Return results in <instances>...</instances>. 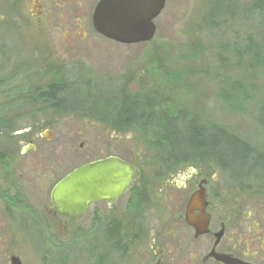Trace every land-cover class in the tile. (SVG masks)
<instances>
[{
	"label": "rangeland",
	"instance_id": "1",
	"mask_svg": "<svg viewBox=\"0 0 264 264\" xmlns=\"http://www.w3.org/2000/svg\"><path fill=\"white\" fill-rule=\"evenodd\" d=\"M260 2L264 4V0H170L160 22H156L154 40L127 48L99 37L92 22H51L53 26L46 30L38 29L33 22H0V105L28 97L32 89L44 84L64 82L62 76L68 74L65 77L70 90L63 96L80 104L64 109L67 116L61 118H57L59 111L50 109L48 115L53 118L47 122L59 123L60 128L68 131L76 153L81 150V144L87 151L93 146L106 147L114 138L115 152L126 155L130 147V157L144 169L145 178L152 179L161 170L156 163H164L168 158L166 150L159 148L143 129L135 128L132 119L143 114L148 100L159 102L158 97L166 93L177 105V117L190 114L206 126L228 131L251 149L248 158L253 161L236 163L234 173L232 166L227 174L214 162H208L212 165L208 169L219 184L229 185L236 196L238 190L241 193L240 188L247 195L256 194L264 189L259 187L256 168L250 166L257 161L259 152L264 153V9L252 15L248 13ZM44 108V104L16 106L2 116L26 111L41 115ZM86 113L91 119L81 116ZM148 115L147 128L155 131L160 127L158 136H176L178 146L192 145L195 155L212 152L211 147L206 148L212 132L198 138L194 132L184 133L174 122L166 123L164 113ZM12 122L14 129L42 125L29 119ZM198 124L192 123L195 131ZM155 132L149 134L156 135ZM97 136L101 137L100 141ZM231 141L234 146L236 142ZM238 147L237 152H245L246 146ZM243 164L252 172L249 176L243 174ZM169 172L162 171L164 179L170 178ZM162 187L161 183L154 184L152 189L159 207L160 197L165 202L168 195L160 193ZM183 193L173 190L169 195L179 197ZM256 203L245 200L244 204L257 209L259 220L264 217V200ZM166 212L163 209L161 217ZM175 230L180 232L175 227L171 236ZM182 231L184 239L173 246L180 249L181 255L189 245V233L184 228ZM161 239H165V233ZM25 243L22 253L26 263L45 264L30 244ZM80 243L84 251L77 253V246L76 251L71 246L63 254H67L63 264H100L111 250L105 244L100 246L93 234H86ZM135 251L123 250L124 255H119L116 264H136ZM174 252L171 247L169 253ZM189 254L190 249H185L187 258ZM183 259L187 260L185 256Z\"/></svg>",
	"mask_w": 264,
	"mask_h": 264
},
{
	"label": "flooded vegetation",
	"instance_id": "2",
	"mask_svg": "<svg viewBox=\"0 0 264 264\" xmlns=\"http://www.w3.org/2000/svg\"><path fill=\"white\" fill-rule=\"evenodd\" d=\"M100 2L101 0H0V22H33L40 30L48 29L54 22H93ZM169 3L170 0H167L164 10L154 22H160ZM99 37L113 42L103 36ZM122 46L127 48L132 45ZM65 71L66 67L63 74ZM87 72L91 74V71ZM66 75L68 74L62 76L64 82L59 84L62 89L69 91ZM51 87L52 82L35 88L45 98L30 101L27 97L23 101L15 100L12 103L24 108L44 104L41 115L37 111L32 114L26 111L3 117L10 123L29 119L42 125L38 123L21 129H14L12 125L6 127V130H0V264H27L26 256L22 253V249L26 248L25 242L30 244L45 264H63V258L67 256L63 254L71 246L73 250L77 246V253L84 251L80 249V241L86 234L96 235L100 246L105 244L111 247L100 264H116L123 250L134 249L136 264H226L224 259L237 263L264 264V217L257 220V209L244 204L245 200H255V203L264 200V189L247 195L240 188L241 193L238 190L236 196L229 185L219 184L217 177L208 169L210 163L194 161L183 164L178 156L168 157L164 163H156L161 170L152 179L145 178L144 169L130 157V147L126 155L115 152L117 148L114 138L110 139L106 147L93 146L87 151L84 144H81V150L78 149L76 153L71 147L68 131L60 128L58 122H47L50 117L53 118L48 115V111L53 109V101L47 99L51 94ZM56 104L64 106L66 110L67 107L80 103L73 98L64 97L57 100ZM61 115L67 116L64 110L57 118L63 117ZM81 116L91 119V115L87 113ZM100 139L97 136V140ZM79 152L82 155H77ZM263 155L264 153L259 152L255 164L250 165L256 168L260 188H264ZM109 158H118L140 171V177L125 193L90 201L80 215H70L69 205H63L68 200V195L63 197L61 208L57 205L54 192L70 174L86 165ZM243 165V174L249 176L252 172L246 164ZM219 166L227 174L230 166L233 173L237 168L236 163H222ZM163 170L170 171V178L164 179ZM153 183H161L163 187L160 193H168L165 202L160 197V207L152 193ZM173 190L184 193L179 197L169 195ZM196 195L198 199L191 207V215L195 221L200 217L205 222L208 221V227L203 233L186 219L189 202ZM163 209L167 210V214L164 213L165 216L161 217ZM174 226L180 232L175 230L171 236ZM183 228L189 233V245L183 248L181 255L180 249L174 247L184 239L181 236ZM125 230L127 233H124ZM159 231L161 233L157 235ZM162 233H165L167 241L161 239ZM171 247L175 250L173 254L169 253ZM185 249H190L188 258Z\"/></svg>",
	"mask_w": 264,
	"mask_h": 264
},
{
	"label": "water",
	"instance_id": "3",
	"mask_svg": "<svg viewBox=\"0 0 264 264\" xmlns=\"http://www.w3.org/2000/svg\"><path fill=\"white\" fill-rule=\"evenodd\" d=\"M167 0H101L93 17L94 31L118 44L139 45L150 43L157 33L156 18L165 8ZM140 177V171L118 158L86 165L70 174L55 190L54 200L61 208L63 197L68 200L70 215L84 213L90 201L122 195ZM198 195L191 198L186 219L200 233L206 231L208 221L203 217L197 221L191 215V207ZM66 204V205H65ZM226 264L237 263L224 259Z\"/></svg>",
	"mask_w": 264,
	"mask_h": 264
},
{
	"label": "trees",
	"instance_id": "4",
	"mask_svg": "<svg viewBox=\"0 0 264 264\" xmlns=\"http://www.w3.org/2000/svg\"><path fill=\"white\" fill-rule=\"evenodd\" d=\"M264 4H261V2L259 4H256L253 9L251 10L250 13H248V15H252L254 12H261L262 9H264ZM46 90V89H45ZM51 91L50 96H47V99L52 100L53 101V106L52 108L55 110H59L60 112L64 110V106H58V104H56L57 100L64 98V94L67 92V90L62 89L59 82H52V87L49 89ZM48 90V91H49ZM40 90H35L32 89L31 95L28 96V99L30 101H34V100H38L41 98H45L43 97V95L38 94ZM47 91V90H46ZM27 97H20L18 99L19 100H24ZM225 100L227 99V95L224 96ZM158 99H160L159 102H153V100H148V102L145 105V111H142V115L139 116H134V118L132 119V125L135 126V128L138 129H143L145 132H155L157 133L156 135L154 134H147L148 137L152 140H154V142L156 143V145L161 148L164 147V149L166 150V155L167 157H174V156H178L180 158L181 163L183 164H191L194 162V160H199L200 162H214V163H218V164H222V163H241L242 162H247L250 163V161L252 162L253 160H250L248 158L249 153H250V148L245 145L244 142H242V140L237 139L234 135L230 134L228 131L221 129L217 126H206L204 124H202L200 119H197L196 117L191 116L190 114L185 115V117L179 118L176 116V106L174 105V101L172 102L173 97L166 95V93H164L163 95L161 94L160 97H158ZM229 100L231 99V96L228 98ZM16 104H6V105H0V130H6L7 128H9V126L13 125V122L10 123V121H6L3 119L4 113L8 111V109H10V111H12V108L15 106ZM20 105V104H17ZM16 105V106H17ZM140 108H137V112H139ZM151 112L153 114H159L160 113H164V116L166 118V123L169 122H174L177 126H179L180 128H182L183 132H194L195 135H197V137H204V135L209 134V132H212L211 135H208V144L206 148H210L212 152H209V155H195L193 153L194 149L193 146L191 145L190 147H187L188 144L182 145V146H178L177 138L176 136H171V135H167V136H158V132H161V128L157 127L155 128V131H151L149 130L147 127L148 125V119L150 117V115H148V113ZM149 116V117H147ZM192 123H201L198 124L199 127L195 129L192 127ZM7 127V128H6ZM166 132V131H165ZM234 140L237 144L233 146L232 141ZM224 146V147H221ZM238 146L241 147H245L246 150L245 152H237V148H239ZM244 148V149H245ZM218 149H221V151H218ZM241 159V160H239ZM250 160V161H249ZM233 172V171H232Z\"/></svg>",
	"mask_w": 264,
	"mask_h": 264
}]
</instances>
